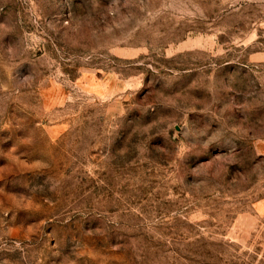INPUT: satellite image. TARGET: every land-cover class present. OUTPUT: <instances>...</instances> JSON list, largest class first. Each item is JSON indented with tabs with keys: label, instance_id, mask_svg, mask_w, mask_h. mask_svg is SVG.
I'll use <instances>...</instances> for the list:
<instances>
[{
	"label": "rangeland",
	"instance_id": "374dc122",
	"mask_svg": "<svg viewBox=\"0 0 264 264\" xmlns=\"http://www.w3.org/2000/svg\"><path fill=\"white\" fill-rule=\"evenodd\" d=\"M0 264H264V0H0Z\"/></svg>",
	"mask_w": 264,
	"mask_h": 264
}]
</instances>
